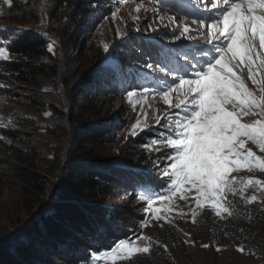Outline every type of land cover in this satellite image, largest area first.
<instances>
[{"label":"trees","instance_id":"obj_1","mask_svg":"<svg viewBox=\"0 0 264 264\" xmlns=\"http://www.w3.org/2000/svg\"><path fill=\"white\" fill-rule=\"evenodd\" d=\"M117 2L46 0V33H56L61 40L58 43L40 32L43 19L39 7L35 11L17 0H0V11L10 8L8 14L16 15L19 24L0 37L8 38L0 40V46L7 49L9 57L0 60V98L67 118L68 126L59 138H69L66 147L60 143L51 156L42 155L30 147L26 133L0 128L3 162L12 172L20 204L14 231L0 236V264H87L93 255L133 238L136 231L131 227L144 218L118 203V197L125 196L131 203L145 182H151L157 190L165 186L167 179L156 167L159 155H150L149 148L144 147L159 137L157 132H144L121 145L118 158L107 157L106 150L118 139L115 132L122 124L112 109L105 113L96 101H106L109 94H122L121 81L128 82L126 89L139 86L136 72L122 73L117 58L88 41ZM153 26L145 21L140 31L148 36ZM79 41L86 45L71 63L67 50L75 47L79 51ZM50 42H54L51 51ZM129 44L135 46L134 51L123 49ZM127 45L118 48L116 57L123 54L130 63L155 65L152 53L157 49L152 44L131 40ZM77 96L84 101L80 103ZM26 123L33 122L29 119ZM245 201L241 197L232 199L237 219L223 231L217 227L214 235L220 244L242 247L249 256L264 257V206ZM36 213L31 220L20 219L22 215L35 217ZM178 245L182 249L185 243L179 240ZM164 252L153 246L149 259L153 264H170Z\"/></svg>","mask_w":264,"mask_h":264},{"label":"snow or ice","instance_id":"obj_2","mask_svg":"<svg viewBox=\"0 0 264 264\" xmlns=\"http://www.w3.org/2000/svg\"><path fill=\"white\" fill-rule=\"evenodd\" d=\"M203 9L192 22L207 27V33L197 35L204 36L210 47L198 44L189 51L159 48L152 53L158 67L154 68L153 63L146 65L165 76L176 73L173 80L163 81V87L157 82L152 94L159 95L165 104L179 111L164 117L163 127L168 131L161 133L164 140L155 141L172 151L165 156L162 176L167 180L163 190H157L151 182L142 185L141 198L148 209L143 227H148L152 219L171 223L170 214L176 207L177 196L186 203L194 202L191 216L196 223L197 209L211 207L217 216L222 212L231 215L227 207L230 196L242 194L251 185L261 186L264 191V181L232 175L242 169L264 173V155H257L247 147L251 143L264 154V0H206ZM134 11L138 13L140 7ZM170 22L175 23L174 18ZM190 31L184 26L176 39H192L188 35ZM105 51H108L107 45ZM181 55L187 58V63H180ZM0 57L9 58L3 46H0ZM173 61L179 63L178 68ZM245 70L254 89L245 82ZM141 87L143 93H149L152 85ZM173 93L179 97L178 103L173 104ZM136 95L135 91H127L129 101ZM248 116L255 119L244 122ZM138 128L139 120L131 135L135 136ZM157 202L164 206L153 208ZM179 215L185 213L180 211ZM136 240H144L149 246L152 243L150 237L143 235L121 240L105 264H115L118 257L148 253L149 246L138 247ZM238 250L244 251L242 247ZM90 259L96 264L99 257Z\"/></svg>","mask_w":264,"mask_h":264},{"label":"rangeland","instance_id":"obj_3","mask_svg":"<svg viewBox=\"0 0 264 264\" xmlns=\"http://www.w3.org/2000/svg\"><path fill=\"white\" fill-rule=\"evenodd\" d=\"M20 4L26 5V8L31 7L33 10H37L40 0H17ZM46 1V0H44ZM206 0H127V3H120L114 5L111 14L104 18L102 22L95 28L94 32L90 34L88 41H94L99 47L105 48V45L109 47L108 55H112L117 58L120 64L122 73L129 74L136 72L138 75L139 86L126 89L129 86L128 82L121 81L122 94H116L115 96L109 94L106 101L97 100L96 104L104 107V112L108 113L112 109L111 113L116 116L117 121L122 125L116 131L118 139L114 144H110L107 148V157L118 158L119 148L124 145L125 142H131L135 138L141 136L144 132H157L159 137L151 139L149 141V153L150 155H159V162L157 164L158 173L162 175L163 168L165 166V156L172 149L166 147L162 143H155L157 140H164L165 137L161 136V133H166L168 129L163 127L165 124L164 117L169 113L179 111L174 107H170L165 104L162 97L159 95L153 96L152 92L157 82L163 87V81L173 80L176 73L173 72L168 76H165L159 71L148 69L145 65L130 63L128 59L116 57L118 48L121 50L122 46L127 45L131 40L136 42H149L151 46L156 49L168 48V49H182L183 51H189L195 48L196 45H207V41L202 35L197 33H207V27H201L199 22L193 23L192 21L204 11L203 3ZM140 7V11L137 13L134 10ZM181 6H183L181 8ZM10 9V8H8ZM3 9L0 11V37L5 31H13L19 24H16L18 17L10 16L9 10ZM115 12V17L113 13ZM13 22H11L12 18ZM170 18H174L175 23L170 22ZM154 25L150 28L148 36L141 33V25L143 22ZM48 26V23H47ZM187 26L191 30L188 34L192 39H186L181 37L176 39L180 35L183 27ZM62 30V28H61ZM72 34V31L71 33ZM51 36L57 38L56 41L61 43L59 36L56 33H52ZM52 40V39H51ZM83 42V41H82ZM79 41L77 45L80 47L79 51H76L75 47H71L67 50V57L71 63L76 61L79 57V52L84 49V44ZM210 47V45H207ZM137 48V46H136ZM123 49H131L134 51L135 46L127 45ZM64 55H61L62 61L60 65L63 67ZM5 60L0 57V60ZM125 59V60H124ZM126 61V62H125ZM186 57L181 55L180 63H187ZM179 67V63L172 62ZM108 65V64H107ZM111 66V65H110ZM158 66L155 64L154 68ZM71 69L74 70L75 66L72 65ZM245 82L249 88L254 89L255 86L251 80L246 78L245 70ZM142 85H152L149 93H143ZM1 86V85H0ZM47 87L51 84L47 83ZM135 91L136 96L132 101L127 98V91ZM78 101L81 103L84 98L77 96ZM173 104L179 102V97L176 93L171 96ZM70 112V111H69ZM159 118V119H158ZM32 120V125L26 122ZM171 119V117H169ZM255 117L248 116L244 118V122H252ZM140 121V128L137 129L135 136L131 135V132L136 125L137 121ZM68 126L67 118L62 119L51 116L47 111H40L35 108H31L24 104V102H14L11 99H7L1 96L0 98V128L20 131L26 133L30 142V147L35 148L42 155H52L55 147L63 143L66 145L69 143V138L65 137L60 139L59 136L62 133V129ZM143 129V131H141ZM0 144V236L6 233L14 231V221L17 220L20 214L19 209V196L17 188L13 185L12 172L6 167V163L3 162V149ZM122 147V146H121ZM124 147V146H123ZM247 147L251 148L257 155H264L259 152L255 145L249 143ZM123 148H121L122 150ZM141 151L144 148H140ZM239 179H258L264 181V173L259 170L248 172L246 169H242L239 172L232 173ZM167 179V177H165ZM163 190V189H162ZM142 187L137 191V198L134 201L128 203L125 196L118 197V203L122 205H128L132 209L133 213L137 215H143L144 218L136 220L131 229L136 231L134 237L143 235L151 238V245L144 240H136V246L144 247L149 246L148 253H134L130 258L118 257L115 264H153L149 259L150 251L153 246L164 249L165 259L170 264H264V257L249 256L238 249L231 248L228 244H220L218 239L214 235V230L217 227L223 231V229L232 223H235L237 219V210L231 205L232 199L235 197H241L245 199L247 203H257L260 206H264V191H261V186L251 185L242 194L237 193L235 197L230 196V203L227 205L229 211L232 213L229 215L227 212H222L221 216H217L211 207H205L197 209L196 223L192 222L191 211L195 209L194 202L191 203L192 207H189V203L179 199V196L174 198L175 205L172 213L170 214L171 223L165 220H150L148 227H143L142 223L148 218V209L146 202L141 198ZM252 197H256L255 201ZM140 203L142 206H140ZM161 203L157 202L153 205V208L163 207ZM183 211L184 216H180L179 212ZM37 217V213L34 216L22 215L20 219L31 220ZM15 234H13L14 237ZM133 237V238H134ZM128 239V240H132ZM203 239H205L203 241ZM182 240L185 246L179 248L178 242ZM207 246V247H205ZM219 249V250H218ZM113 250V249H112ZM102 252L92 256L99 257L96 264H105L108 260V255L111 251ZM87 264H93V259Z\"/></svg>","mask_w":264,"mask_h":264},{"label":"water","instance_id":"obj_4","mask_svg":"<svg viewBox=\"0 0 264 264\" xmlns=\"http://www.w3.org/2000/svg\"><path fill=\"white\" fill-rule=\"evenodd\" d=\"M43 1H44V0H40V1H39V8H40L41 16H42V19H43V26H42V28H41V32H42V33H45V30H46V27H47V23H48V14H47V12H46V10H45V7H44V4H43ZM47 38L55 39V40H56V38L53 37V36H51V37H47ZM60 87H61V90H62V92H63V94H64V86H63L62 83H60ZM66 105H67V102H66Z\"/></svg>","mask_w":264,"mask_h":264}]
</instances>
